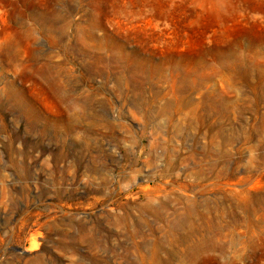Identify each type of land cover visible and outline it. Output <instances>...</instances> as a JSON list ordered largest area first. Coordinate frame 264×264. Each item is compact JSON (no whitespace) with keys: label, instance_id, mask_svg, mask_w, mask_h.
<instances>
[{"label":"rangeland","instance_id":"obj_1","mask_svg":"<svg viewBox=\"0 0 264 264\" xmlns=\"http://www.w3.org/2000/svg\"><path fill=\"white\" fill-rule=\"evenodd\" d=\"M0 264H264V0H0Z\"/></svg>","mask_w":264,"mask_h":264},{"label":"bare ground","instance_id":"obj_2","mask_svg":"<svg viewBox=\"0 0 264 264\" xmlns=\"http://www.w3.org/2000/svg\"><path fill=\"white\" fill-rule=\"evenodd\" d=\"M165 174V173H164ZM168 177V176H167Z\"/></svg>","mask_w":264,"mask_h":264}]
</instances>
